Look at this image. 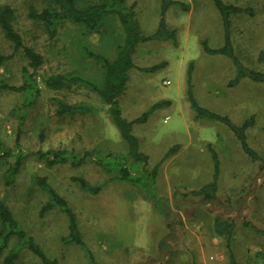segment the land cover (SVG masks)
Here are the masks:
<instances>
[{"label": "rangeland", "instance_id": "374dc122", "mask_svg": "<svg viewBox=\"0 0 264 264\" xmlns=\"http://www.w3.org/2000/svg\"><path fill=\"white\" fill-rule=\"evenodd\" d=\"M92 2L97 0H91ZM187 7L171 6L167 26L176 32V45L149 41L136 46L135 68L129 70L127 87L117 99L123 117L132 121L152 105L167 102L135 124L132 134L139 150L148 156L147 170L158 166L153 182L131 186L111 180L90 161L79 167L68 163L48 165L36 154L48 151H92L127 156L128 147L112 123L108 106L82 86L54 91L45 86L51 75L76 74L99 86L103 71L87 58L84 49L110 61L123 44L124 32L116 16L106 18L97 32L62 23L50 36L29 17L46 7L44 0H0L14 11L13 25L24 44L43 57L36 73L39 96L24 115L18 95L0 89V199L21 228L56 264H87L82 249L65 243L67 218L58 209L41 215L48 201L37 179H45L75 214L84 243L98 264H228L226 242L213 233L215 219L234 223L232 250L238 264H264V87L243 79L234 87L230 60L203 53L206 40L215 49L223 43L220 19L210 0H173ZM251 11L232 18L234 53L246 67L264 72V0H222ZM159 0H125L132 8L143 35L159 21ZM0 51L11 59L0 67V80L18 86L27 66L13 53L0 33ZM192 62V92L197 104L235 125L253 117L246 131L249 147L260 161L247 157L223 124L195 119L187 100L185 74ZM163 66L155 73L139 69ZM56 101L92 108L73 117L56 116ZM176 153L163 159L173 147ZM219 162L217 198L203 203L194 191L211 182L213 160ZM8 152V154H7ZM23 153L17 174L7 177ZM82 177L103 185L89 195L74 182ZM0 264H2L0 260ZM14 264H40L21 251Z\"/></svg>", "mask_w": 264, "mask_h": 264}, {"label": "trees", "instance_id": "16d2710c", "mask_svg": "<svg viewBox=\"0 0 264 264\" xmlns=\"http://www.w3.org/2000/svg\"><path fill=\"white\" fill-rule=\"evenodd\" d=\"M46 7L37 12L31 10L29 17L41 24L50 36H53L58 27L69 22L79 25L89 34L97 32L103 21L110 17L116 16L124 32L123 44L118 47L116 56L113 60L93 53L84 49L85 56L98 63L103 71L101 86L76 75H51L45 79V86L54 91L69 90L73 86H82L96 94L100 100L108 106V113L112 123L118 129L121 139L128 147L127 156L117 155L113 153L100 156L92 151H85L82 154L73 151L57 150L45 153L38 152L36 155L43 159L48 165L68 163L74 167L83 165L87 160L93 163L103 173L110 175L111 180L130 184L131 186H146L149 182H153L158 166L152 170H147L148 156L139 150L138 139L132 134L135 124L145 123L148 115L167 102L156 103L152 105L140 117L128 121L121 112L118 98L124 93L127 87L128 72L135 68L132 55L136 46L140 43L149 41H169L176 45V32L170 29L166 24V13L171 6L181 7L186 10L187 7L173 0H159L160 11L159 21L155 30L149 35L141 33L138 22L132 8H127L125 0H44ZM220 19L223 32V43L218 48L212 49L208 46L206 40L200 42L203 53L207 55H219L231 61L234 68V76L228 83L229 87H234L243 79L250 80L264 87V72L250 69L244 66L236 57L231 39L232 18L240 14H251L246 8L228 4L222 0H210ZM14 11L8 5H0V33L5 41H7L13 53L20 54L26 61L27 66L21 70L22 82L18 86L9 85L0 80V89L18 95L22 102L21 107L17 109V113L24 115L28 109L32 108L39 96V87L36 81V73L43 65V57L34 49L27 47L20 34L15 30L13 25ZM11 56H5L0 51V67H3ZM163 64L155 65L149 68L139 69L145 73H155ZM192 62L189 63L185 74L186 95L190 103V107L194 112L195 119H205L216 121L223 124L231 131L235 137L243 153L252 161H260L257 153H255L247 143L246 131L253 123V117L245 120L241 125H235L227 116H221L197 104L193 97L191 76ZM92 108L82 105H70L61 101H56V116L73 117L77 113H90ZM178 146L171 148L163 157L166 159L176 153ZM213 160V174L211 182L202 186L199 190L194 191L193 195L200 198L203 203L213 202L217 196V181L219 175V162L216 153L209 147ZM8 154V152H7ZM24 157L20 153L13 167L9 171L7 183L13 181V177L17 174L21 161ZM38 184L46 192L48 201L44 204L40 214L43 215L53 209H58L67 218V236L63 238L65 243L78 246L85 253L87 264H98L93 254L87 248L83 241L81 232L78 227L75 214L70 209L67 202L50 187L45 179H37ZM82 191L89 195H97L101 192L103 185H92L82 177H73L71 179ZM234 231V223L231 220L215 219L213 223V233L220 238H224L226 242L228 264H238L235 260L232 250V236ZM258 233L264 235V230H258ZM30 253L40 264H56V261L49 259L44 251L37 245L34 239L29 236L14 218L12 212L0 199V260L2 264H14L21 251Z\"/></svg>", "mask_w": 264, "mask_h": 264}]
</instances>
